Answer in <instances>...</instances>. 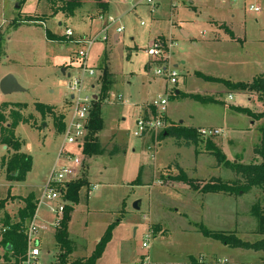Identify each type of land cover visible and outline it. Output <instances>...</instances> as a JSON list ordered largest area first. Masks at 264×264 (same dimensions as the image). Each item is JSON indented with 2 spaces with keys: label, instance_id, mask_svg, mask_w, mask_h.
Here are the masks:
<instances>
[{
  "label": "rangeland",
  "instance_id": "rangeland-1",
  "mask_svg": "<svg viewBox=\"0 0 264 264\" xmlns=\"http://www.w3.org/2000/svg\"><path fill=\"white\" fill-rule=\"evenodd\" d=\"M39 1V9L35 12L38 0H0V38L5 46L0 76L12 75L22 88V91L9 94L0 92V105L4 102L28 104L29 108L23 114L29 123H20L15 133L22 150L33 160L26 180L17 182L11 191L5 169L0 172V234L5 213L16 220L17 211L25 203L23 196L33 192L40 199L53 169L70 163L67 158L59 159L64 135L55 130L51 116L42 117L34 109V103L58 108L65 103L64 109H72V93L60 83V78L69 81V76L79 73L75 55L81 46L71 41H49L46 34L48 21L49 29L62 36L69 27L74 40L83 35H97L102 25L99 16L103 15L113 17L117 22L110 28L108 40L99 39L92 47L89 64L95 69V75L86 79L85 91L96 96L100 94L101 68L107 63L116 80L115 95L122 99L115 100L111 95V85L102 102L106 129L99 138L105 155L89 158L77 146H67L71 157L81 161L76 166L80 173L78 179L88 180L89 177L91 182L89 198L82 197L74 205L68 221L72 244L77 249L75 257L92 256L109 227L119 221L111 229V238L95 264H134L136 260L142 262L144 256L141 255H149L159 264H180L178 260L181 259L182 264H213L218 257L237 264L231 255L240 249L206 238L196 225L203 224L213 231H232L244 240L257 241L261 236L257 234V221L251 215V207L256 202L264 207V192L253 188L246 194H203L172 177L178 175L180 167L196 186L214 177L224 181L241 179L206 150L208 139L218 144L232 162L251 164L260 161L254 149L260 143L263 120L235 113L230 106H247V98L230 94L225 85L206 81L197 74L232 82H251L253 75H262L264 0H238L231 8L220 7L217 0H152V3L147 0H103L108 3L105 13L95 0H83L71 18H65L69 15L62 10L71 0ZM251 6L261 10L250 11ZM42 20L47 21L44 22L46 26L37 23ZM216 21H232L234 32L246 43L208 41L215 36ZM59 22L63 24L59 26ZM118 27H122V31L118 33L120 40L116 43L114 35ZM223 28L218 29L220 34L229 38V30ZM182 30L190 35L189 38L184 37ZM159 39L174 43L171 62L178 73V83L169 86L171 95L165 115H168L170 125L222 129L218 136H201L197 146L178 145L176 137H163V127L142 136L135 135L141 116L138 107L158 99L159 95L167 97L166 82L154 74L156 65L145 70L151 60L145 50L150 42ZM63 66H67L69 76H62ZM94 80L95 89L92 87ZM250 93L249 108L258 114L263 110V103L257 93ZM193 96L216 102L196 100ZM72 113L73 110L67 120ZM181 143L185 142L181 140ZM114 145L127 147L126 154L107 155ZM0 152H4L2 148ZM141 166L145 168L141 179L144 184H134ZM89 188H83L86 192L82 196L87 195ZM12 193L17 194L16 200L11 197ZM10 200L13 202L5 206ZM137 201L140 210L134 209ZM47 205L50 203L45 202L37 212V224L49 228L42 231L47 237L40 246L39 264H57L63 250L55 244L53 223L63 215L51 212ZM145 241L149 242L148 249L142 247ZM258 253L264 251L243 250L235 260L264 263V255L254 257L253 254ZM2 254L0 247V256ZM67 263L71 264L72 260ZM0 264H5L1 257Z\"/></svg>",
  "mask_w": 264,
  "mask_h": 264
},
{
  "label": "trees",
  "instance_id": "trees-1",
  "mask_svg": "<svg viewBox=\"0 0 264 264\" xmlns=\"http://www.w3.org/2000/svg\"><path fill=\"white\" fill-rule=\"evenodd\" d=\"M100 7H102V0H95ZM82 6V0H71L65 7L62 8L69 16ZM34 19H29L32 21ZM20 20L17 21V23ZM47 38L53 41H65L66 37L63 35L55 36L51 32L46 31ZM231 34V33H230ZM233 37V35L231 34ZM3 38H0V62L5 54V46ZM102 73L100 79V94L94 101L91 108L89 121L87 125L88 134L84 143L83 152L87 157L102 155L105 153V148L102 146L99 135L103 131L104 119L102 115V102L107 98L110 86L113 85V74L109 71L106 64L101 68ZM206 81L217 82L225 85L229 91H245L257 93L259 99L263 103V110L260 113H255L251 109L243 106H231V109L237 113L248 115L256 120H263L260 127L261 139L259 145L254 149V153L260 158L257 163L244 164L241 162H232L227 159L223 151L212 140L205 142L206 150L216 157L218 163L224 167L232 170L241 179L236 181H224L221 178H212L210 181L205 182L201 186H196L195 182L190 179L185 171L178 167V175L172 177L177 182L188 184L193 190L199 191L203 194L208 193H225V194H246L253 188H259L264 192V75L254 78L251 82H232L223 78L210 77L203 74H197ZM196 100L216 102L213 99H202L199 96H193ZM25 103H8L4 102L0 105V129L2 133L1 144L6 146L5 155L1 158V168L6 171V178L9 182H23L27 174L31 171L33 160L32 157L24 152H21V142L15 134V129L20 123H29L28 119L24 116L23 111L27 108ZM34 108L40 113L42 117L51 116L53 118L54 128L59 134H63L65 130L66 113H58L54 106L47 105L41 102H35ZM145 109V114L153 113L156 111L154 107ZM9 113H8V112ZM8 113V115H7ZM8 118L11 120L8 121ZM165 119V117H164ZM200 128L186 127L183 125H168L161 135L174 136L178 139V145H195L200 142L201 135L199 134ZM183 140L185 143H181ZM119 147H115L109 152V155L120 153ZM8 154V155H7ZM141 174L139 173L134 184H139ZM89 186L88 180L80 178L77 181L67 184L65 189V199L69 203L65 206L63 217L55 232V240L63 252L58 257L57 264H68V257L73 253L72 242L69 239L68 221L70 219V212L74 205L80 201V192L84 187ZM25 206L19 210L17 220L11 221L10 218L4 220V229L0 234V247L3 254L0 256L5 264H20L27 254V228L34 218L37 210V204L34 202V196L30 195L25 198ZM251 215L257 221L258 232L261 238L257 241L251 242L242 239L235 232L213 231L206 228L203 224H197L199 232L206 238H210L220 242L221 244L232 248L251 251H264V207L260 202H256L251 207ZM119 222V221H117ZM109 227L108 231L100 241L95 253L88 259H78L71 264H95L96 260L102 255L106 243L111 238V229L117 223Z\"/></svg>",
  "mask_w": 264,
  "mask_h": 264
},
{
  "label": "built area",
  "instance_id": "built-area-1",
  "mask_svg": "<svg viewBox=\"0 0 264 264\" xmlns=\"http://www.w3.org/2000/svg\"><path fill=\"white\" fill-rule=\"evenodd\" d=\"M221 3H235L238 0H219ZM148 3H152V0H147ZM261 9L259 7H250V11L259 12ZM101 21V30L95 36H88L82 38H74V33L71 29L67 28L65 31V37L67 41L75 42L80 45V50L76 53L75 58L79 61V67L77 68L79 73L71 77L69 76V81L64 80L61 83L66 85V87L71 91L70 99L72 101V117L65 123V130L63 132L64 142L60 148L59 159L67 158L70 162L68 165H63L61 167H55L51 172L46 186L45 191L38 201V206H41L45 202L50 203V210L56 213L58 216L64 214L65 206L67 200L65 199V189L68 183L78 179L79 174L77 172L76 166L81 164L78 158H72L67 146H77L83 150L84 143L88 134V121L93 106L94 101L97 99L96 95L88 94L85 91V81L87 78L94 77L95 69L89 64L90 52L94 44L101 39L102 41L108 40V32L110 28L116 24L117 20L113 17L105 18L103 15L99 16ZM42 26H46L44 22H37ZM143 24V23H142ZM117 33L122 31V27L116 29ZM76 39V40H75ZM174 43L171 40H156L150 42L146 48V54L150 57L149 66L156 65L154 74L157 77L162 78L167 85L166 94L167 97L159 95L158 99H155L148 105L149 107H154L156 113L141 115L137 120V130L135 132L136 136H142L145 133L156 130L158 128H166L168 125L164 119V115L167 111L168 99L171 95L169 86L178 83V73L172 66L171 56L172 48ZM115 100H120L121 96H114ZM222 129H212V128H200L199 134L203 137H214L218 136ZM2 133L0 129V148H3L1 144ZM61 218L59 217L53 225L57 228L60 224ZM53 226V227H54ZM46 227L40 226L35 222V216L30 222L26 235H27V254L25 259L20 264H39V258L41 256L40 248V233L42 231H47ZM149 240V237H148ZM143 248H149V242L145 241L143 243ZM151 258L146 255L142 262H137L134 264H150ZM203 262V260H200ZM213 264H231L230 260L227 258L218 259Z\"/></svg>",
  "mask_w": 264,
  "mask_h": 264
},
{
  "label": "crops",
  "instance_id": "crops-1",
  "mask_svg": "<svg viewBox=\"0 0 264 264\" xmlns=\"http://www.w3.org/2000/svg\"><path fill=\"white\" fill-rule=\"evenodd\" d=\"M218 1V3L220 4L219 6L220 7H222L223 5H225L224 7H226V8H231L232 6L231 5H233L234 3H221L219 0H217ZM39 0H38V2H37V4H36V10H35V12H37L38 11V9H39ZM237 2V1H236ZM235 2V3H236ZM102 3H103V5H102V7H100L99 5H98V3L96 2V4H97V6L98 7H100V9L102 10L101 12H108L107 10H108V3L107 2H105V1H103L102 0ZM82 4H83V0H82ZM19 7V6H18ZM78 10H79V8H78ZM77 10V11H78ZM77 11H75L74 12V14L72 15V16H74L75 14H76V12ZM58 12H60V11H58ZM57 12V13H58ZM63 13V12H62ZM102 14V13H101ZM72 16H69V17H65V18H71ZM40 22V21H39ZM42 22H47V21H45V20H42ZM63 23H60L59 22V26H61ZM215 24H216V28H217V31L215 32V36L213 37V38H210L208 41H210V42H214V43H222V41H236V42H243V43H246V40H243L242 38H240V36L239 35H237L236 34V32H234V27H235V25H234V23L231 21V22H228V21H224V22H222V21H216L215 22ZM223 26L225 27V28H227L228 30H229V33H231L232 35H233V37L230 35L229 36V38L227 37V36H222L221 34H220V29L222 30V29H224L223 28ZM67 28H69V27H67ZM219 29V30H218ZM46 31H49V32H51L53 35H55V36H60V37H62V35H59V34H57V33H55V32H52L50 29H49V21H48V28L46 27ZM182 34L184 35V37L185 38H189V34L187 33V32H185V31H183L182 30ZM83 36H89V35H83ZM83 36H81V37H83ZM79 37V36H78ZM225 37H227V38H225ZM48 39V38H47ZM49 40V39H48ZM119 40H120V38H119V34L118 33H115V35H114V41L116 42V43H118L119 42ZM163 40V39H162ZM49 41H53V40H49ZM54 42H59V43H67L68 41L67 40H63V41H54ZM73 59H75L74 57L72 58V60ZM149 63H150V61L146 64V66H145V70L146 71H148V70H151V68H150V66H149ZM105 64H107V63H105ZM177 65H175V67H176ZM92 67V66H91ZM107 67H108V69H109V66L107 65ZM93 68V67H92ZM63 69H65V74H63L62 73V76H65V75H67L68 74V76L70 75L69 74V72H68V70H67V66H63ZM109 71H110V69H109ZM111 72V71H110ZM112 73V72H111ZM113 74V73H112ZM262 75H264V70L262 71V73H261ZM203 75H206V74H204L203 73ZM207 76V75H206ZM4 76H0V80L3 78ZM256 77H258L257 75H253V77H252V80L254 79V78H256ZM61 80H60V83L62 82V81H64L65 79L63 78H60ZM224 79V78H223ZM92 80L90 79L89 80V82H91ZM240 82V81H239ZM93 83H94V85H93ZM115 83H116V80H115V78H114V74H113V88H112V90H111V92H113L111 95L114 97V96H119V95H115V92H114V87H115ZM96 85H95V80H94V82H92V87H93V89H95L96 87H95ZM166 92V91H165ZM228 92L230 93V94H238V95H240V96H243L245 99H246V102L248 101V105L247 106H245V105H235V104H233V105H235V106H243V107H247V108H249L250 106H249V104H251V93L249 92V94H247L248 92H245V91H229L228 90ZM176 94H181V91H176L175 92ZM214 93V92H213ZM231 98V97H230ZM66 99V98H65ZM121 99H122V97H121ZM121 99L119 100V101H121ZM117 100V99H116ZM155 100V99H154ZM153 101V100H152ZM152 101H149V102H147V103H144V104H142L141 106H139L138 108H139V111L141 112V115H143V112L145 111V109L148 107V105L150 104V103H152ZM8 103H15V102H8ZM20 103V102H19ZM28 105V104H27ZM233 105H231V106H233ZM51 106H54L56 109V111L58 112V113H61V112H64V113H66V119H65V123H66V121H67V118H68V116H69V114H70V112H71V110L70 111H68V109L67 108H65L64 109V106H65V103L60 107V108H58L56 105H51ZM231 106H230V109H231ZM27 108H29V106H27ZM26 108V109H27ZM25 109V110H26ZM35 109V108H34ZM249 109H251V108H249ZM232 110V109H231ZM235 112V111H234ZM253 112H255V111H253ZM235 113H237V112H235ZM256 113V112H255ZM245 115V114H244ZM248 116V115H247ZM249 117V116H248ZM250 118V117H249ZM105 121V120H104ZM165 121H166V123L168 124V125H170V122H169V117H168V115H165ZM252 122H253V120H252ZM182 123V122H181ZM186 127H193V128H197V127H194V126H191V125H187ZM200 128H205V127H200ZM106 129V128H105ZM104 129V130H105ZM16 130V129H15ZM104 130L100 133V135H99V137L101 138V136H102V133L104 132ZM107 131H109V130H107ZM112 132V131H111ZM16 134V133H15ZM17 136V135H16ZM18 138V137H17ZM99 138V139H100ZM19 139V138H18ZM102 144V143H101ZM218 145V144H217ZM119 147L120 148V150H122L120 153H118V154H115V155H109L107 152H106V154L107 155H109V156H111V157H113V156H116V155H122V154H126V152H127V147L126 148H122V147H120V146H118V145H114L113 146V148H112V150L115 148V147ZM219 146V145H218ZM6 146H3V151L4 152H0V155H1V158L6 154L5 153V150H6ZM21 152H24L23 150H22V148H21ZM24 153H26V154H28L27 152H24ZM8 155V154H7ZM29 155V154H28ZM102 155H105V154H102ZM96 156H98V155H96ZM95 157V156H94ZM0 158V159H1ZM89 158H93V157H89ZM153 167H151L150 169H152ZM144 169L145 168H143V166H141L140 167V174H141V179H142V174H143V172H144ZM2 170H4V169H2L1 168V165H0V172L2 171ZM28 175V174H27ZM6 177V176H5ZM27 178V177H26ZM88 178V182H89V186H90V188H89V190H88V193H87V195H85V196H82L83 195V193L84 192H86L85 190H81V192H80V199L82 198V197H85V198H89V193H90V189H91V182L89 181V177H87ZM141 179H140V182H139V184H144V180H142L141 181ZM6 180H7V178H6ZM26 180V179H25ZM8 181V180H7ZM135 181H133V183H134ZM179 183H181V182H179ZM183 183V182H182ZM8 186H9V191H11V190H13L14 189V187H15V185L16 184H18L17 182H9L8 181ZM95 188H97L96 186H95ZM11 195V197H14V199L16 200V197H17V194H10ZM30 195H33L34 196V202H35V204H37V210H36V214H35V222L36 223H38L37 221V212H38V209H39V207L40 206H38V201L40 200L37 196H35V194L33 193V192H30L28 195H25V196H23V203L25 202V198H27L28 196H30ZM13 202V201H12ZM11 202V200L10 201H8V202H5V206L6 205H8L9 206V203H12ZM25 204L26 203H24V205L23 206H21V208H19V210L20 209H22L24 206H25ZM43 205V204H42ZM41 205V206H42ZM4 206V207H5ZM48 206V209L50 210V205H47ZM139 206H141L140 205V203H139ZM3 207V208H4ZM19 210L17 211V214H18V212H19ZM140 210V209H139ZM51 211V210H50ZM52 212V211H51ZM6 214V219L7 218H10V220L11 221H15V219H14V217H12V215L11 214H7V213H5ZM17 216V215H16ZM16 220H17V218H16ZM39 224V223H38ZM41 226V225H40ZM43 227H46V226H43ZM1 228H2V230L4 229V224L2 223V226H1ZM47 229H48V227H46ZM56 229L57 228H55V230H54V238H55V232H56ZM69 231V230H68ZM44 237H47L46 235H44V232H42V236H40V246H41V244H42V240L44 239ZM69 239L71 240V237H70V232H69ZM71 242H72V240H71ZM55 244L57 245V243H56V240H55ZM72 247H73V244H72ZM143 247V246H142ZM149 247H150V245H149ZM41 250H42V248H41ZM77 251V249L75 248V247H73V253L71 254V255H69V257H68V260L69 259H71L72 260V262H74L75 260H78V259H88L89 257L88 256H78V257H75L76 256V252ZM241 251H243V250H238L237 252H233L232 253V255H231V259L233 260V261H235L237 264H246V263H251V264H264L263 262H257V261H255V262H253V260H251V261H248V262H245V261H242V262H237L235 259H237V255L241 252ZM246 252V251H245ZM247 253V252H246ZM188 255H192V254H188ZM254 255V257H256V256H258V255H264V253L262 254V253H258V254H253ZM142 257L144 256H146V255H141ZM144 257H143V259H144ZM191 257V256H190ZM259 257H261V256H259ZM140 259H142V258H140ZM143 259H142V261H143ZM218 259H221V258H219L218 257ZM181 261L183 262V259H181V260H178V262L180 263V264H182L181 263ZM137 262H140V260H136L134 263H137ZM177 262V263H178ZM150 264H159L158 262H156L154 259L153 260H151V262H150ZM163 264H166V263H163Z\"/></svg>",
  "mask_w": 264,
  "mask_h": 264
},
{
  "label": "water",
  "instance_id": "water-1",
  "mask_svg": "<svg viewBox=\"0 0 264 264\" xmlns=\"http://www.w3.org/2000/svg\"><path fill=\"white\" fill-rule=\"evenodd\" d=\"M62 73L65 74V69L62 70ZM16 91H22V88L19 86L17 80L12 75H7L2 80H0L1 93L9 94ZM139 203V201L134 203V209H140Z\"/></svg>",
  "mask_w": 264,
  "mask_h": 264
}]
</instances>
